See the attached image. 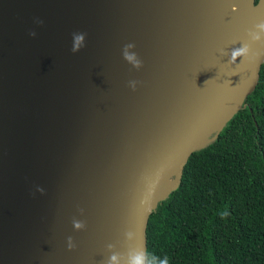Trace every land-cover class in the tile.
I'll return each instance as SVG.
<instances>
[{
	"label": "water",
	"instance_id": "1",
	"mask_svg": "<svg viewBox=\"0 0 264 264\" xmlns=\"http://www.w3.org/2000/svg\"><path fill=\"white\" fill-rule=\"evenodd\" d=\"M225 1L0 0V264H106L112 252L127 264L129 248L148 251L151 213L260 79L264 41L248 32L264 0Z\"/></svg>",
	"mask_w": 264,
	"mask_h": 264
},
{
	"label": "trees",
	"instance_id": "2",
	"mask_svg": "<svg viewBox=\"0 0 264 264\" xmlns=\"http://www.w3.org/2000/svg\"><path fill=\"white\" fill-rule=\"evenodd\" d=\"M147 241L169 264H264V63L243 108L151 213Z\"/></svg>",
	"mask_w": 264,
	"mask_h": 264
},
{
	"label": "clouds",
	"instance_id": "3",
	"mask_svg": "<svg viewBox=\"0 0 264 264\" xmlns=\"http://www.w3.org/2000/svg\"><path fill=\"white\" fill-rule=\"evenodd\" d=\"M37 23H43V21L37 20ZM29 35L34 37L36 33L35 31H31ZM85 36L86 33H82V32L73 33L74 42L71 48V51L73 53L78 52L82 47L85 46L84 44ZM248 36L251 41H264V19L260 20L258 23L254 25V30H250L248 32ZM134 47H135L134 43L126 44L123 48L122 54H123V58L128 63L133 65L135 68L139 69L142 67L143 64L142 60L138 58L137 53L129 52V49H132ZM250 48L251 46L250 43L248 42L243 43L238 48H233L231 50L230 62H236L237 57H241V58L247 57L250 52ZM137 83L138 81L135 80L129 81V85L130 87H132L133 90H135ZM38 191L43 192L44 189L39 188ZM80 211L83 212V209H81ZM219 215L221 216V218H225L229 215V213L225 208V210L221 211ZM72 223H73V227L76 230H81L85 228V223L82 220L74 218ZM124 235L126 239L130 240L134 238L136 234L129 231V232H125ZM67 246L70 250L76 247V244L71 236L67 238ZM107 247L111 252V250L115 246L109 244ZM121 255L122 253L120 252H112L110 257L107 259L106 264H120ZM127 257H128L127 264H169V258L167 256L161 259L157 256L149 255L147 249L139 245L135 248H129L127 252Z\"/></svg>",
	"mask_w": 264,
	"mask_h": 264
},
{
	"label": "bare ground",
	"instance_id": "4",
	"mask_svg": "<svg viewBox=\"0 0 264 264\" xmlns=\"http://www.w3.org/2000/svg\"><path fill=\"white\" fill-rule=\"evenodd\" d=\"M234 1V0H232ZM230 0H226L224 5L222 6L223 10H228V9H232V10H236L238 11L239 10V4H240V0H237V1H234V2H237L238 6L236 3L232 2ZM259 10V8L256 9V11Z\"/></svg>",
	"mask_w": 264,
	"mask_h": 264
},
{
	"label": "rangeland",
	"instance_id": "5",
	"mask_svg": "<svg viewBox=\"0 0 264 264\" xmlns=\"http://www.w3.org/2000/svg\"><path fill=\"white\" fill-rule=\"evenodd\" d=\"M230 1H232V0H230ZM232 2H234V1H232ZM234 3H236V4H237V2H234ZM237 6H238V4H237Z\"/></svg>",
	"mask_w": 264,
	"mask_h": 264
}]
</instances>
